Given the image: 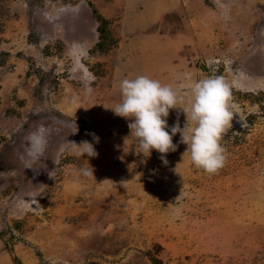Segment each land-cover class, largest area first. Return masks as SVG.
I'll return each instance as SVG.
<instances>
[{"label": "rangeland", "instance_id": "rangeland-1", "mask_svg": "<svg viewBox=\"0 0 264 264\" xmlns=\"http://www.w3.org/2000/svg\"><path fill=\"white\" fill-rule=\"evenodd\" d=\"M139 75L172 85L182 107L188 85L230 83L243 121L217 174L179 133L167 164L136 151L111 108ZM167 122L183 128L186 114ZM83 141L98 155L70 143ZM0 264H264V0H0Z\"/></svg>", "mask_w": 264, "mask_h": 264}, {"label": "clouds", "instance_id": "clouds-1", "mask_svg": "<svg viewBox=\"0 0 264 264\" xmlns=\"http://www.w3.org/2000/svg\"><path fill=\"white\" fill-rule=\"evenodd\" d=\"M188 87L190 100L187 107H182L184 97L172 85L162 84L146 75L126 78L119 84L121 102L111 110L116 116L131 121L128 127L130 135L135 137L138 153L148 157L154 149L161 154L163 163L167 164L166 154L176 151L177 145L173 143V137L179 133L180 143L187 146L184 155H190L191 162L197 169L214 175L226 166L228 156L222 140L229 129H232L234 116L239 115L232 102L231 85L224 77L213 75ZM178 107L186 114V123L181 128L177 122L169 129V111ZM239 118L243 121L240 115ZM48 134L49 129L43 124L29 134L26 152L33 161L43 156ZM89 135L99 142L95 133ZM70 143L82 148L83 155H98L88 141L79 145ZM37 196L32 199L36 200Z\"/></svg>", "mask_w": 264, "mask_h": 264}, {"label": "trees", "instance_id": "trees-1", "mask_svg": "<svg viewBox=\"0 0 264 264\" xmlns=\"http://www.w3.org/2000/svg\"><path fill=\"white\" fill-rule=\"evenodd\" d=\"M95 19L98 22V25L96 27V32L99 34V37L102 40L107 36L106 30L103 28V26L106 24V21L97 12H95Z\"/></svg>", "mask_w": 264, "mask_h": 264}]
</instances>
